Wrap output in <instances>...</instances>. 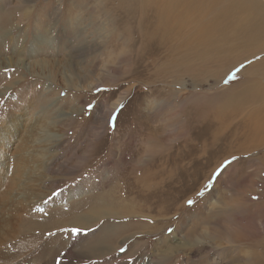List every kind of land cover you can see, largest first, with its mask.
<instances>
[{"label":"rangeland","instance_id":"rangeland-1","mask_svg":"<svg viewBox=\"0 0 264 264\" xmlns=\"http://www.w3.org/2000/svg\"><path fill=\"white\" fill-rule=\"evenodd\" d=\"M90 2L0 0V33L6 34L0 45V60L5 58L0 61V128L12 119L19 124L26 114L23 128L36 127L35 141L24 137L28 142L22 140L12 151L26 155V173L46 192L72 191L30 214L40 216L53 208L59 218L57 212L65 208L62 219L71 216L68 211L85 212L116 180V198L129 201L132 173V217L96 220L82 229L84 236L73 231L79 226L64 236L41 233L43 241L60 238L65 248L79 241L84 245L78 246L80 255L99 240L123 239V233L117 238L118 233L109 234L110 240L103 236L107 228L113 231V222L130 226L134 221L132 236L119 249L78 264H246L255 250L264 253V166L257 158L264 147L249 153L230 147L228 118L213 113L226 103L233 85L258 75L254 66H264L258 58L263 53L230 71L222 68L219 76H177L171 65L158 74L163 59L137 63L131 51V62L125 55L126 60H113L111 49L116 48L114 55L121 53L132 40L122 42L127 34L99 33L103 15L93 12ZM90 18L96 23L91 29ZM74 24L80 25L76 31ZM132 47L140 49L139 44ZM256 60L260 62L250 66ZM56 133L61 136L54 138ZM25 146H30L27 152ZM136 168L150 170L151 185L134 177ZM8 169L11 177L13 168ZM82 199L89 203L76 206ZM28 235L10 240L11 246L8 241L11 253L0 254V260L7 255L19 264L38 259L41 237L32 242ZM65 250L48 263L56 259L59 264Z\"/></svg>","mask_w":264,"mask_h":264},{"label":"bare ground","instance_id":"bare-ground-1","mask_svg":"<svg viewBox=\"0 0 264 264\" xmlns=\"http://www.w3.org/2000/svg\"><path fill=\"white\" fill-rule=\"evenodd\" d=\"M84 1L88 3L90 0ZM90 5L92 6L90 7ZM90 5L89 8H92L93 12L103 15L99 25L96 26L99 33L102 32L103 36L110 34L108 37L117 38L127 34V38L122 36V39H124L122 42L132 40V44L128 45L129 47H122L121 53L114 55L116 48L111 49L110 54L113 55V60L123 61L127 57V60L130 59L131 62L132 58L131 56L128 58V56L132 55V51L136 55L137 63L139 61L144 62L146 58L152 57L163 59L162 62H166L157 67V73L160 74L161 69L162 71L167 70L171 65L174 67L173 74L177 76H181L185 72L193 76L198 74L208 75L209 73H214L211 76H219L222 68L230 71L238 64L259 53H263V55L258 58L260 61H264V0H91ZM120 16L123 17V21ZM95 24V20L90 18L88 24L90 29ZM79 28V24L73 25V31ZM130 29L132 31H129ZM5 35L4 31L0 33V45ZM136 44H139V50L135 48ZM131 47L137 51L131 50ZM124 55L126 57H123ZM229 58V63L232 62L233 66L228 63ZM3 59L5 58L0 61H3ZM260 61H252L250 66ZM257 66H254V68L255 71H258V75H253L252 78L250 76V80L244 81L245 83L233 85L229 89L226 103L213 111L216 117L218 116L220 119L222 118L221 115L228 118L225 124L229 127L230 147L238 152L249 153L264 147V66L259 64ZM237 96L240 97L237 98ZM201 114L206 113L201 111ZM210 116L212 117L213 114ZM25 117H27L26 114L19 117V124H17V120L12 119L9 124H5V126L3 124L0 128V254H10L11 252H7L9 248L8 241L11 242L10 240L26 233H29L28 239L33 242V240L39 238L41 233H52L56 237L62 232L64 236V233L68 230L79 226L81 231L77 234L84 236V230L82 229L96 220L108 219L107 216L112 217L113 221L122 216L124 218L125 216L132 217V198H130L132 195L130 189L132 173L128 176L129 184L126 191V197L129 198V201H125L122 197L116 198V188L119 185V181L116 180L114 188L105 193H98V196L94 197L97 201L91 202L92 204L85 212L79 211L80 209L72 213L68 211L65 214H71V216L62 219L60 215H62L65 208L57 212L59 218L58 215L53 214V210L50 211L53 208L48 209L46 213L40 216L30 214L32 211L40 210L46 202L63 200L64 197L61 199V195H69L72 191H66L61 195L56 190L46 192L44 186H41L42 183H38L34 175L26 173L29 166L26 155L21 151L19 153L12 151V148H20L22 140L26 143L28 138L31 143L35 141L37 129L34 126L30 130L23 128L26 125ZM225 121L220 122L224 124ZM216 132L215 130L214 133L216 134ZM53 135L54 138L61 136L59 133ZM12 141L16 143L12 144ZM29 147L25 146L23 150L27 152ZM11 156L13 157L12 165ZM257 158L264 166V152ZM9 166L13 168L11 177H9V169L6 170ZM45 166L48 167L47 162H45ZM45 166L43 163L42 168L44 170L46 169ZM134 173V177L138 181L147 185L152 184L148 183L152 179V173L149 169L136 168ZM119 177L121 178L122 174ZM84 203H89V201L82 199L75 205L78 206ZM113 224L114 226L111 227L113 231H109L107 228L103 231V236H106L105 239L110 240L111 236L109 234L114 236L118 233L115 237L117 238L120 233H123L125 234L123 239L121 237L119 238L121 240L117 239L115 243L99 240L98 244L90 245L88 250L80 255L78 246L81 244L79 241H74V244L71 243L73 244L72 247L70 246L71 248L69 246L65 248L66 246L64 247L60 238L57 240L50 237L51 240L43 241L45 237L42 238V235L40 237L43 246L41 247V253L38 254L40 257L31 260L30 264H49L50 257H53L57 251H63L64 249H66L65 254L59 264H78V260H91L114 249H119L120 247H117V245L123 244L126 237L132 236V225L137 223L132 221L130 226L125 222L121 226L114 222ZM63 229L65 231H61ZM140 232L138 231L136 234ZM261 241L263 243V240ZM58 242L60 247L57 248L55 246ZM120 242L122 243L120 244ZM254 252L256 253H254L253 259L248 258L246 264H264V253L259 250ZM7 258L8 255L3 259L1 258L0 264L20 263L17 261L18 259L7 260ZM39 259H41V263L38 262ZM43 259L47 260L43 261ZM55 260H52L50 264H55Z\"/></svg>","mask_w":264,"mask_h":264},{"label":"snow or ice","instance_id":"snow-or-ice-1","mask_svg":"<svg viewBox=\"0 0 264 264\" xmlns=\"http://www.w3.org/2000/svg\"><path fill=\"white\" fill-rule=\"evenodd\" d=\"M89 107H91V105ZM233 159H235V157ZM191 203H193V202L192 201H189V204H191ZM73 231L80 232L81 229L77 228V229H73ZM169 231H171V229H169Z\"/></svg>","mask_w":264,"mask_h":264}]
</instances>
